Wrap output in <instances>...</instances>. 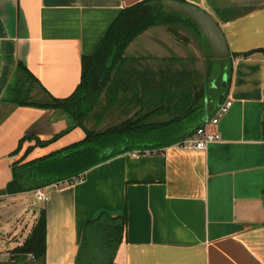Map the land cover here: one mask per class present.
Listing matches in <instances>:
<instances>
[{
    "label": "crops",
    "instance_id": "obj_1",
    "mask_svg": "<svg viewBox=\"0 0 264 264\" xmlns=\"http://www.w3.org/2000/svg\"><path fill=\"white\" fill-rule=\"evenodd\" d=\"M144 1L0 0V192L25 155L34 160L86 136L77 127L47 147L26 140L14 155L26 137L51 141L71 126L61 112L9 102L18 63L51 95L68 98L81 83L83 57L124 9ZM178 1L207 12L227 41L233 71L224 101L233 105L216 128L222 141L206 151L175 144L120 154L73 183L41 189L47 202L36 191L0 196V230L20 235L17 246L45 209V264H77L85 227L102 211L128 216L114 264H264V0Z\"/></svg>",
    "mask_w": 264,
    "mask_h": 264
},
{
    "label": "trees",
    "instance_id": "obj_2",
    "mask_svg": "<svg viewBox=\"0 0 264 264\" xmlns=\"http://www.w3.org/2000/svg\"><path fill=\"white\" fill-rule=\"evenodd\" d=\"M175 25L188 26L204 38L190 19L168 14L163 0H146L124 9L95 51L83 57L81 83L68 98L51 95L26 65L19 62V78L7 89L9 102L61 112L71 120V126L51 141L26 137L14 155L26 140H36L37 147H47L77 127L86 136L46 156L26 161L28 155H25L13 163V180L0 196L73 183L115 156L180 144L203 127L215 115L221 97L226 99L227 88L222 85L227 76L228 86L233 71L230 57L215 59L205 41L209 55L204 75L197 69L194 58L126 55L136 39L155 27L168 26L181 38L172 28ZM38 87L40 91H36ZM113 118L118 122L103 128ZM39 213L31 233L20 246L9 251L8 261L1 264L34 261L45 264L47 216L45 209ZM127 226L126 213L100 212L85 227L77 264H114Z\"/></svg>",
    "mask_w": 264,
    "mask_h": 264
},
{
    "label": "rangeland",
    "instance_id": "obj_3",
    "mask_svg": "<svg viewBox=\"0 0 264 264\" xmlns=\"http://www.w3.org/2000/svg\"><path fill=\"white\" fill-rule=\"evenodd\" d=\"M168 26L157 27L156 30L150 32L147 35L148 38L143 39L142 42H136L131 52L127 53L128 57H156V58H168L172 56H178L183 58H194L197 69L204 75L208 70V49L205 46L204 38L200 37L192 28L183 25H175L172 27L174 31L180 34L177 37ZM145 37V36H144ZM142 49V50H141ZM146 49L145 51H143ZM224 82V81H223ZM219 84V83H218ZM118 122V119H109L107 123L103 124V128L113 125ZM31 199L36 203H41L34 198L31 194ZM12 215L9 216L11 218ZM30 221V218L29 220ZM3 231L0 230V251L4 254L9 249L16 248L18 245L16 242L20 239V235L14 237L13 232L8 235H3ZM1 264V259H0ZM34 264V263H31Z\"/></svg>",
    "mask_w": 264,
    "mask_h": 264
},
{
    "label": "water",
    "instance_id": "obj_4",
    "mask_svg": "<svg viewBox=\"0 0 264 264\" xmlns=\"http://www.w3.org/2000/svg\"><path fill=\"white\" fill-rule=\"evenodd\" d=\"M168 14H176L190 19L201 31L209 46L212 56L217 60H226L230 57L229 48L220 26L207 12L201 8L178 0H163ZM223 88H227V76L224 77ZM224 102L221 97L219 106ZM37 211V208L34 209Z\"/></svg>",
    "mask_w": 264,
    "mask_h": 264
},
{
    "label": "built area",
    "instance_id": "obj_5",
    "mask_svg": "<svg viewBox=\"0 0 264 264\" xmlns=\"http://www.w3.org/2000/svg\"><path fill=\"white\" fill-rule=\"evenodd\" d=\"M232 105L231 101H224L217 108L215 115L203 127L199 128L193 136L179 145L185 149L206 151L211 144L221 142L222 137L216 128L219 125L220 119L229 112ZM35 194L39 200L44 202L49 200L42 190H37Z\"/></svg>",
    "mask_w": 264,
    "mask_h": 264
}]
</instances>
